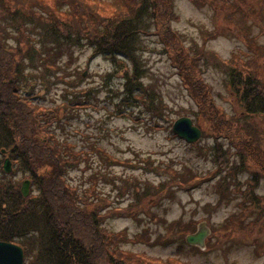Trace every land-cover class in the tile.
I'll return each instance as SVG.
<instances>
[{
  "label": "rangeland",
  "instance_id": "obj_1",
  "mask_svg": "<svg viewBox=\"0 0 264 264\" xmlns=\"http://www.w3.org/2000/svg\"><path fill=\"white\" fill-rule=\"evenodd\" d=\"M136 1L142 0H118L125 6ZM194 1H162L159 28L140 35L144 47L136 55L143 68L139 80L158 92L154 100L148 88L137 87L133 96L126 95L122 68L101 53L93 54V47L86 43L52 47L51 53L59 55L54 57L58 69L47 71L43 78L39 56L34 66L28 64V58L24 60L29 65L23 72L28 85H21L20 93L40 106L57 105L61 120L53 125V133L84 152L75 166L66 168L63 183L73 192L79 208L87 207L95 214L96 233L102 237L98 244L105 252L100 264H108L113 258L110 253L117 250L130 255L129 264H169L170 259L179 264H264V221L248 229L234 228L226 222L240 210L242 196L235 190L236 182L229 184L228 197L221 196L225 189L222 177L227 169L235 167L234 163L240 165L234 171L237 186L243 189L251 183L255 194H264V115L242 112L230 93L224 66L217 62L232 53L243 58L241 52L252 53L255 46L264 44V20L249 15L246 25L238 28L209 4ZM248 3L256 10L260 7L258 1ZM98 12L110 16L113 10L102 8ZM162 31L164 40L174 34L183 49L189 48L194 64L197 61L192 73L197 87L178 73L172 53L163 46ZM209 32H216V36L207 37ZM5 34L6 41L17 46L13 37L18 33ZM253 40L254 45H250ZM29 43L42 50L40 40L31 37ZM125 62L131 64L130 73L135 71L129 58ZM57 75L66 81L57 79ZM42 79L47 80V86ZM139 93L143 100L135 97ZM204 103H210L216 111L204 108ZM48 108L45 112L54 114ZM217 113L224 116L220 123L215 122ZM181 116L189 117L201 130L195 142L187 143L172 131V122ZM230 126L235 130L233 140L231 131H226ZM250 135L257 141L244 145L242 140L251 141ZM93 146L99 150H92ZM252 147L253 152L259 151L255 156L248 151ZM221 153L230 159L225 171L219 166ZM242 154L247 160L244 167L239 164ZM5 157L9 158L0 155L1 165ZM16 165L11 162V170ZM1 178L17 181L19 190L22 182L30 179L19 168L7 175L0 172ZM36 192L31 181L26 196ZM143 206L147 211L140 208ZM256 217L257 212H252L245 222ZM170 222L177 223L171 230L167 228ZM199 228L207 230L204 244H188L186 235ZM81 231L89 240L87 231ZM111 235L117 236L116 242Z\"/></svg>",
  "mask_w": 264,
  "mask_h": 264
},
{
  "label": "trees",
  "instance_id": "obj_2",
  "mask_svg": "<svg viewBox=\"0 0 264 264\" xmlns=\"http://www.w3.org/2000/svg\"><path fill=\"white\" fill-rule=\"evenodd\" d=\"M162 1L142 0L134 4L128 2V6H125L118 0L113 3L108 0H0V155H7L11 162L17 163L15 169L10 172H15L18 168L26 172L30 182L33 181L37 189L36 193L23 196L17 181L0 179V240L19 244L24 250V264H100L105 254L103 247L98 244L102 237L96 233L93 210L87 207L79 208L73 192L63 183L66 168L75 166L84 152L75 150L68 140H60L53 133V125L61 120L57 105L54 108L40 106L32 98L20 93L21 85H28L27 74L23 72L29 65L24 64V60L28 58V64L34 66L35 57L39 56L43 78L47 71L54 72L58 69L54 57L59 55L55 56L57 52L51 53L52 47L86 43L93 47V54L101 53L109 57L115 66L122 68L126 77V95L133 96L137 87L148 88L147 93L154 95L156 92L158 95L152 86L146 87L140 82L143 68L136 55L144 47L140 35L150 32L151 28H154L153 32L159 28L158 22L164 6ZM248 1L251 0L194 2L209 4L225 21L242 28L246 25L249 15L258 21L264 20V0H254L260 3L257 10ZM59 5H62V8ZM102 8L112 9L113 12L110 16H102L101 12L97 13L98 9ZM14 31L18 33L13 37L17 46L6 41L7 34L3 35ZM215 36L216 32H209L207 35ZM31 37L40 40L42 50L29 43ZM160 38L164 48L172 53V62L178 73L197 87L199 83L192 75L197 61L194 64L195 59L191 57L189 48L183 49L181 40L177 41L174 34L164 40L162 31ZM171 40H174L175 44ZM249 43L254 45L255 41ZM255 47L252 53L241 52L244 53L243 58H238L236 53H232L231 57L223 61L218 58L217 61L223 64L230 93L246 115H264V44ZM199 51L204 53L202 47ZM127 58L134 64L135 71L131 73V64L125 62ZM28 73L33 77V73ZM78 76L81 79L82 73L79 72ZM57 79L65 80L62 75H57ZM41 81L47 86V80ZM145 90L142 89V92ZM135 97L143 100L142 93L135 94ZM154 99L155 95L152 100ZM203 107L216 111L210 103H204ZM46 108L54 110V114L51 111L45 112ZM65 108L66 104L63 105V109ZM223 119L224 116L218 115L215 122L220 123ZM226 131H231V126ZM234 133L233 129L231 140L235 138ZM250 137L251 141L242 140V143L251 145V142L257 141L256 136ZM219 148L217 145V151ZM253 148L248 151L255 156L259 151L253 152ZM95 149L99 150L93 146L92 150ZM219 156V166L221 171H225L230 159L223 153ZM253 159L260 163L259 158ZM239 160V164L244 167L247 161L245 155L242 154ZM234 165L235 167L227 169V173L222 177L225 189L221 191V196L228 197L227 188L235 181V190L241 194L242 199L238 204L239 212L230 216L226 223L234 225L236 229H248L264 221V194H255L251 183H246V187L240 189L234 173L240 165ZM0 172L3 175L9 174L3 170L1 164ZM255 175L253 173L252 176ZM140 208L147 211L146 206ZM252 212H257V217L251 222H245L247 215ZM176 224L170 222L167 228L171 230ZM178 225L182 228L181 224ZM81 229L87 231L89 240L84 238ZM111 236L117 238L116 235ZM110 256L113 258L108 264L130 263V255L123 250L110 253ZM135 257L141 258L137 254ZM169 264L179 263L170 259Z\"/></svg>",
  "mask_w": 264,
  "mask_h": 264
},
{
  "label": "water",
  "instance_id": "obj_3",
  "mask_svg": "<svg viewBox=\"0 0 264 264\" xmlns=\"http://www.w3.org/2000/svg\"><path fill=\"white\" fill-rule=\"evenodd\" d=\"M172 130L179 137L187 142H195L200 136V129L192 124L189 117L181 116L172 123ZM2 168L4 171L11 170V162L8 158L4 159ZM29 190V180L26 179L22 182L20 187L21 194L26 196ZM207 230L199 228L195 233L186 236V241L189 244L202 245ZM0 264H23V249L12 242L0 240Z\"/></svg>",
  "mask_w": 264,
  "mask_h": 264
}]
</instances>
